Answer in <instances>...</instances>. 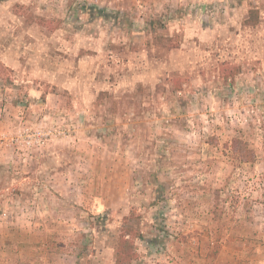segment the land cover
Listing matches in <instances>:
<instances>
[{"label":"rangeland","instance_id":"374dc122","mask_svg":"<svg viewBox=\"0 0 264 264\" xmlns=\"http://www.w3.org/2000/svg\"><path fill=\"white\" fill-rule=\"evenodd\" d=\"M126 226L134 264H264V0H0V264Z\"/></svg>","mask_w":264,"mask_h":264},{"label":"trees","instance_id":"16d2710c","mask_svg":"<svg viewBox=\"0 0 264 264\" xmlns=\"http://www.w3.org/2000/svg\"><path fill=\"white\" fill-rule=\"evenodd\" d=\"M97 13H100V15L104 18H108L111 16V14L106 11L98 10ZM255 22L256 20L253 21V23ZM119 23H121V21H119ZM244 23H246L247 25L249 23L253 24L252 20L249 19L245 20ZM237 71L238 68L232 66L224 67L221 70V73L223 76L233 79V77L237 74ZM175 83L177 84V87H180L181 80L177 78L175 80ZM233 147L237 153L236 155L241 159L245 161H251V159L253 158L252 150L246 148L241 140L234 139ZM142 237V233L134 227L126 226L122 228L117 235V239L114 245V264H134L139 259V251L137 250L136 244L137 238L141 239Z\"/></svg>","mask_w":264,"mask_h":264}]
</instances>
